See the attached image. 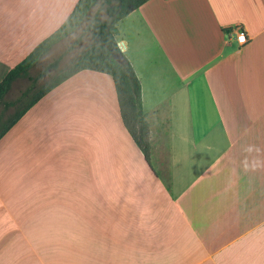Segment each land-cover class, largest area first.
Wrapping results in <instances>:
<instances>
[{
  "label": "crops",
  "instance_id": "1",
  "mask_svg": "<svg viewBox=\"0 0 264 264\" xmlns=\"http://www.w3.org/2000/svg\"><path fill=\"white\" fill-rule=\"evenodd\" d=\"M79 1L0 0V83ZM117 27L152 165L112 76L69 77L0 139V264H264V0H147Z\"/></svg>",
  "mask_w": 264,
  "mask_h": 264
},
{
  "label": "trees",
  "instance_id": "2",
  "mask_svg": "<svg viewBox=\"0 0 264 264\" xmlns=\"http://www.w3.org/2000/svg\"><path fill=\"white\" fill-rule=\"evenodd\" d=\"M97 1L80 0L67 22L11 69L0 83V139L49 91L77 72L93 69L112 76L123 121L146 160L152 165L150 127L143 109L141 82L116 39L119 33L117 23L147 0H103L101 7L105 9L108 18L100 19L98 12L91 18L88 29L92 41L88 47L43 86L39 87L38 77L31 74L40 56L66 34V27L85 17ZM50 68H58V61L52 63L41 75L48 73ZM24 78H28L30 83L15 98H8L14 83Z\"/></svg>",
  "mask_w": 264,
  "mask_h": 264
},
{
  "label": "rangeland",
  "instance_id": "3",
  "mask_svg": "<svg viewBox=\"0 0 264 264\" xmlns=\"http://www.w3.org/2000/svg\"><path fill=\"white\" fill-rule=\"evenodd\" d=\"M102 1L98 0L85 17L75 20L67 26L65 29L66 34L62 39L55 43L47 52L43 53L36 61L31 69V74L38 77L39 87L46 84L51 77L64 69L91 43V31L88 29L91 18L96 12H98L100 19L106 20L108 18L105 9L101 7ZM55 61H58V68H50L49 72L42 76L41 74ZM29 83L30 80L28 78L16 81L7 97L15 98Z\"/></svg>",
  "mask_w": 264,
  "mask_h": 264
},
{
  "label": "built area",
  "instance_id": "4",
  "mask_svg": "<svg viewBox=\"0 0 264 264\" xmlns=\"http://www.w3.org/2000/svg\"><path fill=\"white\" fill-rule=\"evenodd\" d=\"M241 37H243V39H241ZM236 39L241 45H244L248 42V36L243 28L239 29V33H237Z\"/></svg>",
  "mask_w": 264,
  "mask_h": 264
},
{
  "label": "snow or ice",
  "instance_id": "5",
  "mask_svg": "<svg viewBox=\"0 0 264 264\" xmlns=\"http://www.w3.org/2000/svg\"><path fill=\"white\" fill-rule=\"evenodd\" d=\"M241 39H243V37H241Z\"/></svg>",
  "mask_w": 264,
  "mask_h": 264
}]
</instances>
